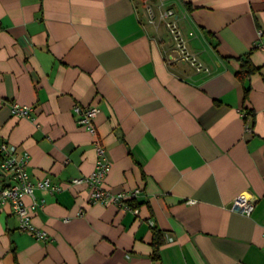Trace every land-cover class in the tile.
Listing matches in <instances>:
<instances>
[{
    "label": "crops",
    "instance_id": "0c3cea01",
    "mask_svg": "<svg viewBox=\"0 0 264 264\" xmlns=\"http://www.w3.org/2000/svg\"><path fill=\"white\" fill-rule=\"evenodd\" d=\"M153 6L174 11L200 71L169 59L171 35L141 3L0 0V142L29 153L32 180L63 186L34 191L46 240L0 207V264H264V0ZM246 58L257 70L239 74ZM14 102L31 117L12 115ZM75 104L99 108L96 136ZM95 137L112 164L104 186L138 188L136 212L67 186L94 170ZM8 181L0 169V188ZM244 200L248 216L236 210Z\"/></svg>",
    "mask_w": 264,
    "mask_h": 264
},
{
    "label": "built area",
    "instance_id": "2783aa9c",
    "mask_svg": "<svg viewBox=\"0 0 264 264\" xmlns=\"http://www.w3.org/2000/svg\"><path fill=\"white\" fill-rule=\"evenodd\" d=\"M131 1L142 4L150 23H153L157 18L164 22L173 42L169 55L170 60L188 62L198 71L202 69V65L197 62L195 56L187 50L186 42L181 31L172 19L174 15L172 9H166L156 14L153 6L155 0ZM259 38L264 41V34L260 32ZM10 111L14 116L30 118L33 108L30 105L14 102L10 105ZM98 113L99 108L96 105L75 104L73 107L76 123L95 136L97 134L95 118ZM246 115L245 112L243 116ZM94 146L96 161L92 173L71 179L67 182V186L86 185L88 187L89 203L116 205L122 209L136 212L137 209L130 204V201L138 195L140 190L134 188L113 192L106 188L104 182L112 164L101 141L97 137H95ZM0 156V169L9 174V181L0 188V207L4 204L11 206L13 213L18 218L20 230L27 232L37 240L48 239V234L36 227L33 223V214L38 208L44 205V199L40 201L35 200L34 191L35 189H48L52 192L60 191L63 189V186L58 183H53L49 177L37 181L32 180L28 172L29 153L26 151L20 152L19 147L11 142H0ZM25 197H30L31 201L27 203ZM188 203H194V201L190 200ZM253 209L254 203L247 200L239 202L236 207L238 212L247 216L252 213ZM77 215H82V211H78ZM65 221H69V219L67 218Z\"/></svg>",
    "mask_w": 264,
    "mask_h": 264
},
{
    "label": "trees",
    "instance_id": "16d2710c",
    "mask_svg": "<svg viewBox=\"0 0 264 264\" xmlns=\"http://www.w3.org/2000/svg\"><path fill=\"white\" fill-rule=\"evenodd\" d=\"M256 70H257V68L251 63L249 58H246L242 61V64H241V67H240V70L238 71V73L244 74V75H249V74L255 72ZM249 91H250V88L247 86L244 90V97L245 98L248 96ZM130 204L134 208H136L135 203L130 202ZM154 234H155V239L152 243V245H153V258H157L158 254H159V248L164 243V240H163V236H162L161 231L155 230Z\"/></svg>",
    "mask_w": 264,
    "mask_h": 264
}]
</instances>
